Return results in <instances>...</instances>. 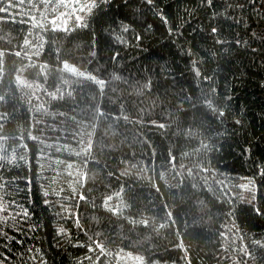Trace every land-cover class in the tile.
I'll use <instances>...</instances> for the list:
<instances>
[{
    "label": "trees",
    "instance_id": "obj_1",
    "mask_svg": "<svg viewBox=\"0 0 264 264\" xmlns=\"http://www.w3.org/2000/svg\"><path fill=\"white\" fill-rule=\"evenodd\" d=\"M71 7L0 0V264H264V0Z\"/></svg>",
    "mask_w": 264,
    "mask_h": 264
},
{
    "label": "rangeland",
    "instance_id": "obj_2",
    "mask_svg": "<svg viewBox=\"0 0 264 264\" xmlns=\"http://www.w3.org/2000/svg\"><path fill=\"white\" fill-rule=\"evenodd\" d=\"M94 0H71V10L67 11V15L63 18L62 14L52 17L50 23L53 27H65L68 25L69 20L79 15H84L90 9V5ZM81 19H78V23Z\"/></svg>",
    "mask_w": 264,
    "mask_h": 264
},
{
    "label": "snow or ice",
    "instance_id": "obj_3",
    "mask_svg": "<svg viewBox=\"0 0 264 264\" xmlns=\"http://www.w3.org/2000/svg\"><path fill=\"white\" fill-rule=\"evenodd\" d=\"M216 31V29L215 28H213V32H215ZM139 38V37H138ZM81 199H83V196H81Z\"/></svg>",
    "mask_w": 264,
    "mask_h": 264
}]
</instances>
